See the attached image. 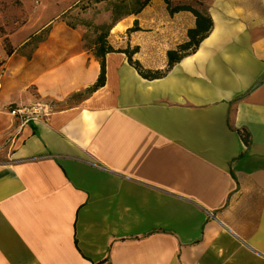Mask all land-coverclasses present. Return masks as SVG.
Here are the masks:
<instances>
[{
	"label": "crops",
	"instance_id": "obj_1",
	"mask_svg": "<svg viewBox=\"0 0 264 264\" xmlns=\"http://www.w3.org/2000/svg\"><path fill=\"white\" fill-rule=\"evenodd\" d=\"M211 1V30L168 67L189 10L151 0L112 23L107 1L19 0L0 64V264H264V0ZM73 15L112 23L90 92L96 32ZM127 47L164 74L142 77ZM36 103L34 132L10 109Z\"/></svg>",
	"mask_w": 264,
	"mask_h": 264
},
{
	"label": "trees",
	"instance_id": "obj_2",
	"mask_svg": "<svg viewBox=\"0 0 264 264\" xmlns=\"http://www.w3.org/2000/svg\"><path fill=\"white\" fill-rule=\"evenodd\" d=\"M89 2H100V1H107L108 0H88ZM123 0H120L117 2H122ZM151 0H135V3L137 6L130 11L126 12H119L118 9L122 7V3H109L111 12H112V23H114L119 18L127 15V14H136L138 13L142 8L147 6ZM167 7L169 8L170 12H174L177 10H189L193 13L195 16V26L194 28H191L187 32L188 40L182 44H180L176 50H169L167 52V58H168V67H171L175 62L179 61L183 56L186 54H189L193 52L196 47L199 45L200 41L207 36L209 31L212 27V19L207 14H203L197 9L190 7L188 5H180L176 4L173 5V0H163ZM85 7V6H84ZM83 7V8H84ZM112 23L110 24H100V25H94L92 23L84 24L86 26L92 27L94 32H96V37L94 38L95 43V56L98 58L100 63V73L97 78V81L88 89V91H93L96 88L102 86L105 82V55L109 52L116 51L107 41V35L109 34V31L111 29ZM12 32V31H11ZM5 42H7V39L5 38ZM3 49L5 50L7 55H11L13 52V49L9 46V43L5 44L3 46ZM117 51L123 52L126 54L129 63L138 71V73L144 77V78H156L160 77L164 74V71H149L142 68L140 63L136 60L132 59L133 54L137 51V47L134 48H125L123 50L118 49ZM28 122L32 125L33 131H35V126L32 124L31 120H28ZM238 133L240 137L243 140V143L245 146L249 143V132L246 129H239Z\"/></svg>",
	"mask_w": 264,
	"mask_h": 264
},
{
	"label": "rangeland",
	"instance_id": "obj_3",
	"mask_svg": "<svg viewBox=\"0 0 264 264\" xmlns=\"http://www.w3.org/2000/svg\"><path fill=\"white\" fill-rule=\"evenodd\" d=\"M28 3V10L32 12V6L34 5V0H26ZM39 1V0H38ZM41 4L46 3L51 8L52 12L61 8L64 4V0H40ZM109 3H122V7L118 9L119 12L123 13L126 11L133 10L137 4L135 0H123L122 2H117V0H108ZM120 1V0H118ZM211 0H173V4L180 5H188L193 7L199 11L208 10L211 8ZM53 3H57V6H53ZM80 9L84 7L83 5H79ZM110 6V5H109ZM23 12L21 3L19 0H0V47L3 48L7 42H5V35L9 32L15 30L21 22H23ZM72 17V16H71ZM67 21L69 24H87L89 21L84 20L79 16H74L73 18H68ZM93 31V28L91 27ZM90 38H87V42L89 44ZM11 151V146L7 138H5L2 142H0V164L6 163L9 161L7 157H9V153Z\"/></svg>",
	"mask_w": 264,
	"mask_h": 264
},
{
	"label": "built area",
	"instance_id": "obj_4",
	"mask_svg": "<svg viewBox=\"0 0 264 264\" xmlns=\"http://www.w3.org/2000/svg\"><path fill=\"white\" fill-rule=\"evenodd\" d=\"M6 57L5 50L0 47V64L3 62ZM41 105L39 103L29 105L27 107H17L10 109V113L13 116L22 117L25 121L34 119L41 111Z\"/></svg>",
	"mask_w": 264,
	"mask_h": 264
}]
</instances>
